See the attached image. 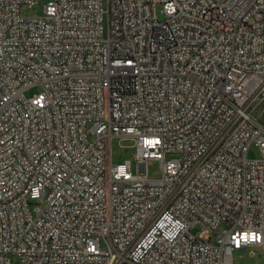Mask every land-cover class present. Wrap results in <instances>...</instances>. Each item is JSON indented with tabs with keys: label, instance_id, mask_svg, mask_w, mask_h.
<instances>
[{
	"label": "built area",
	"instance_id": "obj_1",
	"mask_svg": "<svg viewBox=\"0 0 264 264\" xmlns=\"http://www.w3.org/2000/svg\"><path fill=\"white\" fill-rule=\"evenodd\" d=\"M252 246L264 0H0V264H234Z\"/></svg>",
	"mask_w": 264,
	"mask_h": 264
},
{
	"label": "rangeland",
	"instance_id": "obj_2",
	"mask_svg": "<svg viewBox=\"0 0 264 264\" xmlns=\"http://www.w3.org/2000/svg\"><path fill=\"white\" fill-rule=\"evenodd\" d=\"M44 1H40L35 7L25 6L22 12L25 15L42 14V7ZM40 91V86L35 85L26 90L27 95H33ZM135 141L132 137H115L112 140V148L114 154V163H121L127 159H131L133 170L135 171V161L133 156L135 153ZM251 157H259L260 151L257 147L253 146L249 153ZM147 172L150 178L158 179L162 176L163 171L158 160H152L147 164ZM42 200V199H40ZM234 264H264V250L261 246H252L248 249H240L234 252Z\"/></svg>",
	"mask_w": 264,
	"mask_h": 264
}]
</instances>
